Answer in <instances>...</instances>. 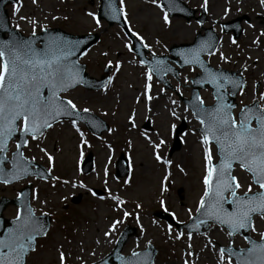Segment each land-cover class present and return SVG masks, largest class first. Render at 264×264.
Instances as JSON below:
<instances>
[{
	"label": "rangeland",
	"instance_id": "374dc122",
	"mask_svg": "<svg viewBox=\"0 0 264 264\" xmlns=\"http://www.w3.org/2000/svg\"><path fill=\"white\" fill-rule=\"evenodd\" d=\"M18 1L16 6L19 11L15 14L13 7H8L12 26L24 33L34 31L33 29L38 31L44 26H61L66 31L77 34L99 31L100 40L80 61L86 64L87 71L94 77H99L109 62L113 65L110 80L103 89L86 91L77 87L64 94L78 108H88L102 117L110 124L109 130L100 137L90 138L85 130L80 129L79 136L83 133V139L88 140L86 144H82L71 122L57 124L25 151L29 158H34L44 166H52L51 170L57 179L50 181L28 177L11 186L0 185V196L14 197L18 188L31 182L33 193L30 202L33 209L38 214L43 212L52 216L49 231L37 241L35 251L27 257V264H61L60 253L66 257L64 264L92 263L112 249L128 218L131 225L138 228L139 235L129 239L123 253L141 250L150 241L158 248L153 264H184V259L189 261L188 264H217L218 249L221 246L229 243L232 246H244L243 237L235 235L230 238L227 230H222L216 224L210 225L201 233H191L196 234L191 239L184 230L181 238L176 239L178 232L175 227L170 232L166 222L152 213L159 207H165L177 220L186 221L195 214L198 199L204 191L202 134L197 131L198 121L180 99V96L189 97L190 79L198 69L184 67L179 70L177 77L167 75L171 88H165L155 77L148 81L145 76L146 66H142L134 53L125 47L126 44L131 45V42L122 28L117 24L108 26L104 20H100L98 27L92 16L88 15L93 13L96 16L99 0H35L36 3L34 0ZM182 1L198 12L203 9L207 18L203 26L212 27L220 37L218 49L206 56V60L214 67L240 70L246 76L247 86L243 94L240 92L236 97L237 107L234 113L242 104L257 101L260 93H264V7L260 0ZM158 2L160 3L159 0ZM123 4L127 26L149 46L147 49L150 53H167L170 45L190 42L200 30L196 21L187 22L178 17H169V23L165 24L163 13L152 0H123ZM240 14L248 15L249 21L242 23L243 32L233 43L231 33L221 32V23ZM13 17L17 19L16 22L12 20ZM118 62L121 65L119 71L115 67ZM137 80L139 89L136 94L148 82L151 88L160 93L158 101L146 109L132 95L138 86ZM256 81H260L257 91ZM123 92H128V97H121ZM200 97L206 105L214 102L209 89L201 90ZM261 104L264 106V102ZM173 112L176 113L175 116ZM183 112L185 116L177 115ZM129 117H132L135 127H132ZM146 121L150 125L149 129H143ZM182 122L185 124V131L179 135V147L169 155V148L174 143L175 129L172 125L176 128ZM77 126L83 127L81 123H77ZM190 131L198 139L189 142L188 138L194 137ZM161 139L165 143L159 149H154L153 143H159ZM192 144L197 148L195 152H191ZM41 148L53 157L51 165L44 152L40 151ZM12 149L13 144L9 146V150ZM90 150L94 158L93 170L82 174L76 169V163ZM120 152L128 157L129 168L131 167L128 175L123 178L113 175L114 162ZM157 154L162 160L171 163L165 165L158 162L155 159ZM166 175L167 180L164 179ZM234 175L238 177L243 191L249 182L248 175L240 169ZM63 179L71 182L81 180L99 190V195H104V198L94 197L87 188L64 186ZM179 189H182L181 197L177 193ZM73 195H80L77 204L71 203ZM111 195L119 196L124 204L117 208ZM34 196H38V200ZM161 201L164 202L163 205ZM66 205L67 208H64ZM137 205L140 207L137 208ZM124 212L129 215L125 217ZM15 213L16 208L9 206L5 209L4 216L13 217ZM114 221L119 223L114 231H109ZM254 223L257 231L250 232V235L259 239L258 233L264 230V219L257 216ZM105 232H109V235L105 236ZM188 243L192 247L189 248ZM211 244L215 245L214 252L210 251Z\"/></svg>",
	"mask_w": 264,
	"mask_h": 264
},
{
	"label": "snow or ice",
	"instance_id": "6c2138e0",
	"mask_svg": "<svg viewBox=\"0 0 264 264\" xmlns=\"http://www.w3.org/2000/svg\"><path fill=\"white\" fill-rule=\"evenodd\" d=\"M152 3L160 8L164 23L168 24L169 12L177 10L176 0H167L168 11L164 10L158 0H152ZM260 4L264 7V0H260ZM13 11L15 14L19 8H14ZM88 15L92 16L99 27V19L93 13ZM119 15L126 16L123 0H120ZM111 18L116 19V15L113 14ZM128 31L143 47H149L136 32L131 29ZM78 43L52 38L40 48L32 39L18 40L13 37L0 40V184L8 185L31 175L45 178V173L33 170V160L26 158L21 150L28 146L29 138L39 140L43 137L44 130L51 129L60 118L69 119L72 127L80 132L77 123L82 119L81 114L88 113L89 109L78 108L71 98L63 95L81 83L79 65L72 59L76 55ZM125 47L130 52L133 51L131 45L126 44ZM212 47L214 45L210 42H205L197 48L180 53L184 64L199 66L203 71L204 82L212 84L216 89V103L213 106L203 107L204 101L197 96L195 99L199 104L193 105L191 113L200 124L205 168L204 191L195 211L198 214L197 228L211 220L220 225L222 230L227 229V236L231 238L241 232H256L254 218L259 216L264 219V106L261 104L264 102V93H260L257 101L244 105L233 114L236 106L224 102V90L240 89L243 94V85L238 80L212 71L204 64L200 59L201 54L207 49L211 55ZM221 58L225 59L223 56ZM140 63L148 69L145 73L148 81L152 80L154 72L159 74L161 71H170L166 67L161 68L163 62L155 57L151 64L144 60ZM115 67L119 71V62ZM150 87V84L145 85L146 92ZM177 91L179 92V88ZM147 98L151 100L152 97ZM173 115L176 113L173 112ZM129 121L135 127L132 117H129ZM91 124L94 128L100 127L98 121H92ZM172 128L175 129L174 124ZM80 135V142L86 143L83 133ZM16 136L22 138V143L16 144V150L9 158L6 155L8 142ZM164 143L161 139L159 143H153V148L159 149ZM40 151L44 152L51 165L53 157L43 148ZM155 159L165 165L171 163L162 160L159 154ZM234 166L248 175L249 182L243 191L238 177L233 174ZM164 179H168L167 175ZM72 186L76 187L75 184ZM80 187L84 185L81 184ZM92 194L95 195L94 192ZM21 195L22 193L17 194L18 200ZM33 198L38 200V196ZM110 198L116 202L117 208L124 204L119 196L111 195ZM163 203L161 201L162 205ZM40 215L45 216L47 213L41 212ZM128 215V212H124L125 217ZM118 223L119 221H114L109 231H114ZM11 224V227L0 234V264H27V257L35 251L33 242L44 232V225L26 203L17 209ZM171 229L172 225H169L170 232ZM104 235L108 236L109 232ZM182 235L178 233L175 238L180 239ZM258 236L259 239L255 240L244 235V249L234 250L231 243L220 247L217 264H264V231L259 232ZM149 255L146 250H132L126 256L118 255L117 259L120 264H149ZM65 260L64 254L60 253L61 264Z\"/></svg>",
	"mask_w": 264,
	"mask_h": 264
},
{
	"label": "water",
	"instance_id": "95a60500",
	"mask_svg": "<svg viewBox=\"0 0 264 264\" xmlns=\"http://www.w3.org/2000/svg\"><path fill=\"white\" fill-rule=\"evenodd\" d=\"M103 2L107 1V0H102ZM111 1V5H112V9L116 15V19H119L120 18V15H119V10L116 6V2L117 0H110ZM4 4V1L0 0V11L2 12L1 8ZM163 4L168 8V4H167V0H163ZM176 5H179V6H182L184 9H186L184 7V5H182V3L178 0H176ZM105 5L103 4V6L100 8L99 10V15L100 17H105L107 19H109L110 22H112V20L106 15L108 14L106 9H105ZM172 13V11H170ZM179 14H182V15H186V12L185 11H180ZM48 32H53L52 34L50 35H46V36H43V37H40V38H37V39H33V38H27V39H24V38H16L18 40H28V39H32V40H37V41H40L41 43V46L40 48H43V46L52 38H59L61 40H64V41H68V42H72V43H76V42H79L77 44V47H76V55L72 57V59L79 65V68H80V76H79V79L81 80V83L82 85H84L88 90H95V89H98L102 86H104L107 82V79L108 77L105 75L101 76L100 79H94L92 77H89V75L85 72V65H81L77 62V58L83 54V52L89 48L97 39H98V35H82V36H72L70 34L68 35H65L66 33L56 29V30H52V31H48ZM2 33H0V37H1ZM13 38V37H12ZM1 40V39H0ZM197 42V40H196ZM196 42L192 45H187L186 47H192L196 44ZM215 43H216V37L213 36L212 37V45L215 46ZM176 46H174L172 49H171V52H174V49H175ZM213 47L210 49L212 50ZM240 83H242L240 81ZM205 84V82H201L199 83L200 86H203ZM212 87L213 85L210 84ZM214 91H215V94H216V89L213 87ZM198 88L195 87L194 88V92H197ZM236 89H231V93H234ZM82 119L80 120H83L85 121L87 124L90 122V117L92 115L88 114V113H82ZM93 117V116H92ZM96 121H99V123L101 124V126L99 128H95L94 131L95 133L97 134H100V132L104 129H107V125L104 124L100 119L96 118V117H93ZM61 119V118H60ZM182 130V128H179L178 129V132H180ZM88 161H90V156L89 158L87 159ZM121 175L122 174H126V167H125V171L123 173H120ZM28 190H29V187H26L24 190H22V195H21V198L16 201H6V200H3V201H0V234H3L4 231L7 230V228L11 227L12 224V220H6L2 217L1 215V211L3 210V208L6 206V204L8 202H20V201H24L26 203V201L28 200ZM23 203V204H25ZM27 204V203H26ZM21 205V204H20ZM21 208V207H20ZM158 216L160 217H163L167 220H170V218L162 213H157ZM41 221V223L44 225V232L41 234L43 235L48 226H49V218L48 217H38ZM197 218V217H196ZM208 226V220L207 222L204 224V227H207ZM188 227V225H187ZM134 233V230L131 229L130 232H128L127 230H125L119 237L118 241H117V244L116 246L114 247L112 253L108 254L106 257H104L103 260H101L99 263L97 264H120V261L117 259V256L120 255V251H121V248L123 246V244L126 242L128 236H130L131 234ZM40 235V236H41ZM35 244V240L33 242V246ZM146 251L149 252V257H148V261H149V264L152 263L153 261V258H154V255L156 253L155 249L149 245L148 248L146 249Z\"/></svg>",
	"mask_w": 264,
	"mask_h": 264
},
{
	"label": "bare ground",
	"instance_id": "6f19581e",
	"mask_svg": "<svg viewBox=\"0 0 264 264\" xmlns=\"http://www.w3.org/2000/svg\"><path fill=\"white\" fill-rule=\"evenodd\" d=\"M137 85H138V86L136 87L135 93L132 94V95H134L133 97L136 98V99L139 101V103L142 104V105L145 107V109L148 108V106L151 105L152 103H156V102L158 101V98H159V96H160V93L157 92L156 89H153V90L149 89V91L147 90V92H146L145 85L143 84L142 89H141V92L138 93V94H136V93L138 92V89H139V88H138V87H139L138 80H137ZM128 95H129L128 92H123V93L120 94V96H121V97H124V98L128 97ZM132 95H130V97H131ZM148 96H151V97H152L151 100H149V99L147 98ZM177 112H178V111H177ZM177 115H179V116H185V113H184V112H183V113H177ZM190 134H192L194 137L190 136V137L188 138L189 142H191V141H195L196 139H198L197 136H196V134H194L193 132L190 131ZM190 149H191V152H195V150H196L197 148H195V147L193 146V144H192V146H191ZM238 170H239V168L236 167V168H235V172H237ZM65 181H68V183H64ZM62 183H63L64 186H68V185L70 186V185L75 184V185H76V187H74L75 189H84V188L89 187L88 184L85 183V182H83V181H75V182H71V181L65 179V180H63ZM72 183H73V184H72ZM81 184L84 185V187H80ZM213 231H214V229H213ZM208 233H211V232H208ZM193 237H194V236H193Z\"/></svg>",
	"mask_w": 264,
	"mask_h": 264
}]
</instances>
